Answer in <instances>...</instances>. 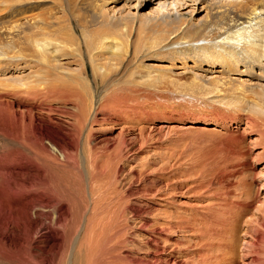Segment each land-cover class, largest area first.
Listing matches in <instances>:
<instances>
[{"label":"rangeland","instance_id":"rangeland-1","mask_svg":"<svg viewBox=\"0 0 264 264\" xmlns=\"http://www.w3.org/2000/svg\"><path fill=\"white\" fill-rule=\"evenodd\" d=\"M103 1L104 10L112 19L99 27V36L115 37L125 46L126 54L103 83L100 80L95 83L90 73L88 86L78 87L79 90L97 89L100 102L99 107L97 104L93 109L95 121L83 127V123L76 121L78 96L72 91H53L47 97L39 98L30 96L45 94L49 87V77L41 65L28 58L1 61L0 132L17 136L31 152L28 155L25 148L5 147L1 139L0 149L21 150L38 167L25 176L37 178L53 193L58 192L54 195L63 203L60 198L63 194L64 199H70V204L67 199L68 203L65 201L68 208L63 216V232L68 227L72 230L70 225L73 229L80 228L85 215L94 217L91 224L98 238L92 243V251L95 247L92 255H95L91 257H98L99 263L95 261L96 257L93 260L90 257L87 264L90 261L91 264H222V261L229 264L230 260L231 264H242V261H248L243 257V247L244 241L254 237L249 232L251 221L258 220L260 232L257 235L263 241L261 247L264 246V221L253 207L247 208L249 202L245 200L246 194L250 193L259 201L255 208L261 210L264 206V115L255 107H242L229 99L217 103L212 100V94L204 93V89L200 90L202 93L193 89L199 83L204 87L209 85L206 80L201 82L202 79L195 78L193 73L208 74L207 69L220 68L218 64L211 65L216 62V57L195 58L194 66L175 69L177 51L151 47V42H160L167 37L162 24L156 28L158 0ZM207 1H197L192 6L196 7L199 2L206 6ZM31 2L34 7L31 13L43 14L49 6L46 0ZM191 9L189 2L187 7L179 10L186 22L190 18L194 22L204 14L193 15ZM51 12H54L53 8ZM130 13L134 14L130 16ZM55 15L61 17L60 13ZM71 27L72 32L62 31L57 37L68 40L71 36L82 40L80 28L74 22ZM10 46L16 49L24 44L16 41ZM10 49L0 41L1 52ZM68 56L76 58L75 54ZM191 63L189 61L188 65ZM152 64L160 66L152 67ZM66 67L75 69L74 73L79 72L76 65L66 64ZM229 68L232 69L229 74L246 80L245 84L251 80H264V73L257 64L243 66L237 61ZM244 88L248 90L246 85ZM103 89L107 91L103 92ZM254 91L247 96L259 98ZM257 103L264 104L263 100ZM250 115L261 120L254 129L250 128L253 126ZM247 116L249 120L245 121ZM45 154L56 161L45 158ZM14 166L10 164L9 168ZM0 177V185L5 184L2 174ZM90 190H93L91 195ZM17 194L5 198L4 203L9 204L12 199L21 202L25 198ZM214 201L218 202L219 211L207 207ZM164 203L167 206L162 205ZM159 206L174 215L169 217L168 223L164 221L168 213L163 216ZM25 209L21 204L23 213L19 214V227L23 231L18 234L23 239L13 238L14 242L21 239L22 244H12L13 240L8 245L0 243L1 258L7 259L5 264L9 261L38 264L33 254L30 255L32 243L27 245L24 238L29 230L27 217L33 216V209L28 216ZM205 210L212 214L205 216ZM181 217L189 220L186 228L178 226ZM39 219L45 221L44 216ZM239 221L236 229L231 228ZM68 231L64 233L67 237ZM231 233L233 237H230ZM67 237L64 235V240ZM63 241V247L68 245L67 240ZM62 246L61 252L67 248ZM60 256L62 253L55 257L57 264L61 262Z\"/></svg>","mask_w":264,"mask_h":264},{"label":"bare ground","instance_id":"bare-ground-1","mask_svg":"<svg viewBox=\"0 0 264 264\" xmlns=\"http://www.w3.org/2000/svg\"><path fill=\"white\" fill-rule=\"evenodd\" d=\"M46 1H49V6L43 11V14H39L31 13L32 10L34 11L31 0H0V19L1 21L4 20L3 22H0V41H3L9 48L11 47L8 52L0 51V62L10 59L19 60L28 58L33 63L41 65L42 70L49 77V87L45 91V94L36 93L30 94V96L35 98L42 96L47 97V95L53 91H72L76 93L78 96L76 121L78 123H83L81 125L83 127L85 124L88 125L91 121H95L93 119V114L95 113L93 109L97 104V107H99L100 101L97 89L94 91L79 90L78 87L81 85L88 86L90 73L92 80L95 83H99V80L103 83L104 78L110 75L113 69H116L122 56L126 54V52H124L125 46L115 37L104 35L99 36V27L108 24L109 20L112 19L104 10L105 1ZM136 1L138 2V0ZM197 1L201 0H188L187 3L185 0H158L156 3L157 7L155 8V20L157 21L156 28L159 29L160 24H162L161 27L167 34V37L160 42L157 40L151 42V47H155L156 49L159 48V50L162 51L165 49H171L173 53L177 51L178 62L173 65V68L175 69H184L186 67L194 66L195 64L193 60H195V58L200 60L199 58L207 55L212 59L213 57H216L214 58L216 62H212L211 65L218 64L220 68L214 71L212 69H207V71L210 72L208 74L200 72L193 73L195 78L202 79L201 82H203L204 79L209 85L204 87L199 83L192 88L201 93L202 91L200 90L204 89L205 92H203L207 95L212 94L214 98L212 100L217 103L219 100L224 101V99H229L242 107H244V105L249 108L255 107L260 114L264 115V104L257 103L261 100H263L264 103V80H251L247 81V84H245L244 82L246 80H239L240 78L238 76H231L229 74L231 73L230 71H232L229 67L232 68L237 61L241 64L243 63V66L257 64L261 67L259 70H262L264 73V0L262 2L260 0H208L206 6L200 5V2L196 7L192 6L195 5ZM189 2L191 3V8L193 7V9L190 10V13L194 15V13L197 14L203 12V18L201 17L194 22L191 18L187 22L181 18L179 10L187 7ZM52 8L54 12H51ZM56 13H60L61 17L55 15ZM133 14L134 13H130V16ZM127 15L129 16V13H127ZM72 22L80 28L82 40L75 38L72 39L71 36L68 40L65 38H58L57 35L62 31L72 32ZM16 41L22 42L24 46L16 49L15 47L10 46ZM105 53L107 55L102 56V54ZM68 54H75L76 58H71ZM99 56L102 57L99 58ZM179 60L182 61L179 62ZM185 61H190L192 63L188 65V62L186 63ZM66 64L78 66L79 72L74 73L75 69L67 68ZM151 66L159 67L160 65L152 64ZM168 67L171 68L170 65H168ZM198 70L200 69L198 68ZM57 78L59 81L56 83L55 80ZM228 84L235 85L236 88L233 89L232 87H228ZM245 85L248 87V90L244 88ZM188 89L190 88L188 87ZM31 90L33 89H28L27 91ZM253 90H256L254 91V94L259 98H250L247 96V94ZM106 91L107 89H103V92ZM80 93H82L83 96ZM9 113L12 116H15L13 112ZM247 117L248 118H245V121L249 120V116ZM250 117L253 118L251 115ZM31 121H33V119ZM259 121L261 120L253 118V122L251 123L253 126L249 127L254 129ZM87 127L89 128V126ZM0 139L2 145L5 147L11 145L15 149H17V147L25 148L24 151L28 155L31 152L19 142L17 136H11L0 132ZM26 154L21 153V150H14L13 148L7 151L0 149V176L2 174L5 181V184L0 185V243L8 245L11 244L14 237H21L19 234H22L20 233V230L23 231V229H20L19 227L21 219L19 214L22 212V204L23 207L26 208L25 214L27 216L31 214V210L33 209V216L31 215L30 217L29 215V217H27L29 230L28 234H24H27L24 238L26 237L27 245L32 243V247L29 249L30 255L31 253L33 254L38 264H57L55 262V257L61 253V259L58 257L61 262L59 263L57 261L58 258L56 259L58 264H87V260L89 262L95 249L94 247L92 251L91 248L92 243H94V238H98V236L95 237L97 231H94V225L91 224V221L94 223V217L92 218L90 216L93 213L91 212L92 214L89 215L90 217L85 215L81 225L77 223V225H80V228L78 227V229L76 226V232L74 231L76 228L73 229V226H71L70 223L69 225L72 227V230H69L71 228L68 227L66 231H70H68L70 237H67V235L64 234L66 231L63 232V230H65L63 216L66 214V208H68L65 204L68 203L70 199L66 198L67 201L63 197L64 194L61 193L63 196H59L61 199L63 198L64 203L62 200L58 199L59 197H57L59 201L54 204V201L57 200L54 194L57 193L58 195V192L54 191L53 193L46 188L43 182L36 180L37 178L35 179L27 175L25 176V174L38 170V167H35V164H32L30 159V161L28 160ZM43 156L51 159L52 162L56 161L48 154ZM10 164L15 165L13 169L9 168ZM92 191L93 190H90V195L92 194ZM63 192L65 193V191ZM95 192L97 193V191ZM17 193L20 195L22 194L25 197L21 202L17 199H12L9 204L4 203L5 198ZM93 196L91 197H96ZM245 198V200L249 202L247 208L251 209L253 207V209L259 213L260 219L264 221V206L261 210L255 208L259 201L252 194L250 196V193L246 194ZM159 200L164 201L163 198H159ZM65 201L67 202L65 203ZM160 202H158V205H160ZM68 204H70V201ZM162 205L167 206L165 203ZM160 206L158 209H163V216H165L164 214L168 212L166 211V208ZM207 207H212L214 212H216V210L219 211V204L216 201H214L213 205L210 204L207 205ZM95 208L93 209L95 210ZM203 208L205 207L203 206ZM69 212L71 213L72 211ZM169 213L167 214L168 218L164 220L166 223L169 222V217L174 216ZM203 213H205V216L210 214L208 210H205ZM96 214L98 215V213ZM41 216H44L45 221L39 219ZM72 216L73 215H70V217ZM90 218H92V220H90ZM67 220L69 219L67 218ZM187 221L189 222L188 219L183 220L182 217L179 218V228H186L188 225ZM193 221L195 222V220ZM239 223L240 221L233 224L231 228L236 229ZM250 223L252 225L249 232L253 233L254 237H252L250 241H244L243 257L244 259H248V261H242L241 263L264 264V248L262 249L264 246L262 245L261 247L260 244L261 242L263 243V241L258 238L257 235V232H260L258 229L259 222L256 219ZM247 228H249L248 224ZM72 231H74V233ZM70 233H73V235H70ZM31 234H34V237H32ZM64 235L68 238H65L67 241L64 240ZM230 237H233L232 233ZM21 238L23 239V236ZM63 240L68 243V245L65 244L66 242L64 243L67 246L66 249L64 248L66 247L65 245L64 247L62 246ZM20 241L18 239L17 242H15L16 244L21 245L22 243ZM15 242L13 240L12 244H15ZM233 243H236V240H234ZM60 246L64 248L62 249V252ZM33 256H31L32 260L34 259ZM215 256L213 257L215 258ZM95 257L93 258L95 259ZM96 258L95 261L99 263L98 257ZM235 258L232 257V259ZM6 260L7 259L2 260L0 255V264H5ZM35 260H33V262H36ZM209 262H211V260ZM229 262V264H231V260ZM7 263L15 264L12 263V261L11 263L10 261ZM215 263L216 262H214V264ZM16 264H20V262L18 263L17 261Z\"/></svg>","mask_w":264,"mask_h":264}]
</instances>
